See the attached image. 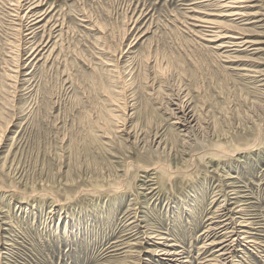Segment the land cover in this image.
<instances>
[{
	"label": "rangeland",
	"instance_id": "1",
	"mask_svg": "<svg viewBox=\"0 0 264 264\" xmlns=\"http://www.w3.org/2000/svg\"><path fill=\"white\" fill-rule=\"evenodd\" d=\"M19 1L0 0V264H177L164 248L264 264V0L220 18L253 41L229 59L196 32L194 0H41L51 42L33 62L8 52L35 0ZM172 93L197 113L189 136Z\"/></svg>",
	"mask_w": 264,
	"mask_h": 264
},
{
	"label": "bare ground",
	"instance_id": "2",
	"mask_svg": "<svg viewBox=\"0 0 264 264\" xmlns=\"http://www.w3.org/2000/svg\"><path fill=\"white\" fill-rule=\"evenodd\" d=\"M23 1H26V0H23ZM23 1L22 0L19 1L20 5L16 4L18 6L17 8L24 6ZM194 1L192 3L190 2L186 5H191V6H189V10L191 12H194L193 15H191V19L196 21L195 26L199 27V30H196V32L200 34V36L198 35L199 37L207 40L210 43L219 42L216 44V46L214 48L218 51L225 49V52H222L220 55L229 59L231 57V54H230L231 51L230 50H232V51L233 50H239V47H242V48L244 47V49L246 50L247 49L246 46L250 45V43H253L252 40L248 39L246 37V35H244L245 33L240 32L236 29H227V27L223 26L222 24L224 23V21L220 20V18H226V17L234 18V19H232L234 21L235 20L238 21L239 19H244L245 16H248L245 9L249 6H254V5H250V2H252L254 0H194ZM11 5H15V4H11ZM42 5H43V1L35 0L31 4H29L28 6L26 5L27 8L25 7V9H23V7H22L19 10L17 9L18 10V11L16 10L17 13L15 15H13L15 17L12 18L13 21H12L11 26H13L12 30L14 31V33L16 32L15 34H17L19 37L18 38L19 45L18 46L16 45V44H18L17 40H16L17 41L16 43H15V41H13L11 39L9 40L10 43L9 42L8 43L10 45V48H9L8 52L12 54V56H11V54L9 55V56H11V58L15 59L14 56L16 55L18 57V59L21 60L23 58L22 57L23 52L26 51L27 49H29L27 59H30L29 61L33 62L34 60H36L40 56L41 52L46 47H48V45L50 44L51 41L44 44L43 48L40 49V47L42 46V43H40L41 41L37 42V38L42 31L44 33L49 31V30H46L47 24L41 25L40 23L42 21H44L46 19V17L53 11V10H50V11H42L41 12L40 6H42ZM198 5H202V6L206 5L207 7H215V9L218 12L217 13H212V12L208 13V11H207V13H206V12L202 11L201 9H198V8H201V6H198ZM10 11H12V10H10ZM215 14H218L217 15L218 17H216V18L212 17V15H215ZM52 18H53V16H52ZM50 21H51V19L47 22H50ZM58 23H59V21H58ZM58 23H57L56 27L50 29V32L48 33L50 37L53 36V34H55L57 32H59L58 36L61 33H63L62 32L63 27L61 29H58L63 23H61V24H58ZM63 26H64V24H63ZM55 47H56V43H55L54 48ZM15 49L17 50V54L16 53L14 54ZM52 51H53V49H52ZM51 52H50V54H51ZM41 57H39L38 59L39 60L42 59ZM17 65L18 66L15 65L16 70H12V71L17 72L19 74L21 72L22 65L20 62H18ZM31 74L32 73L29 71L26 73V75H31ZM16 76L17 75H12V77H16ZM11 81H12V79H11ZM167 103H168V108L166 111L169 114V116L171 117V119L173 120L174 126L178 127L181 131L185 132L187 134V136H189L192 129L194 127H196L198 124L197 113H196L195 108L193 107L190 99L188 97H186L185 95L183 96V94H178V95L173 96V93H172L171 98H169V101ZM126 105H127V103H126ZM127 134L130 135L129 133H127ZM155 143H157V139H155ZM159 145H160V143H158V146ZM238 210H240V209L238 208ZM231 212H232V210L228 209L227 212H224L222 214V216H226L227 220H233ZM134 219L135 218H133V222H134ZM243 220L245 221L246 219H242V221ZM135 221H137V220L135 219ZM249 221L247 220V221L243 222L244 224L248 225L249 227H245V228L240 227V228H242L241 230L244 231L245 238H249V240L247 242H249V243L253 242L254 244H257L255 239H250V238H252V234H253V232L251 231L252 230L251 224H253V223L251 221L250 222ZM130 222H131V220H130ZM134 226H137V225L134 224ZM129 227H130V225H129ZM209 228H211V227H209ZM230 228L232 229V231L229 235H235V231L237 229H239L237 227L236 228L227 227V229H230ZM204 234H206L205 237L208 236L207 229H205ZM150 238L161 239V240H157V241H163L162 239L164 237L160 236V234H157V232H156V234H153V236L151 235ZM236 241H238V237L235 236V238L233 239V242H236ZM126 243L124 242V247H127L128 245H130V243H127V244ZM157 243L161 244L162 242L161 243L157 242ZM212 244H213V242L206 240L205 243H203V245H201V249L202 250L204 249V251L211 250L209 248ZM172 245H174V244H172ZM124 247H122V248H124ZM173 249L164 248V249H161L163 251H161L160 249L159 250L156 249V250L161 252V254H165V255L170 256L168 259L170 261H173L174 263H177V264H179L180 262H182V264L183 263L185 264L188 262L192 263V261L182 260V256H181L180 252L174 251ZM200 254H202V253H200ZM174 255H176V256H174ZM233 256H234L233 255V249H231V248H227L225 250H220L217 252L213 251L209 255L208 258L206 256L204 258V260H201L199 262V264H207L206 262L211 263L213 261H219L220 262L219 264H228V261L231 260L233 258Z\"/></svg>",
	"mask_w": 264,
	"mask_h": 264
}]
</instances>
